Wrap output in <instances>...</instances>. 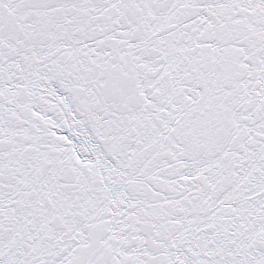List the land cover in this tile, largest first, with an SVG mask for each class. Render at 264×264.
I'll list each match as a JSON object with an SVG mask.
<instances>
[{"label": "snow or ice", "instance_id": "1", "mask_svg": "<svg viewBox=\"0 0 264 264\" xmlns=\"http://www.w3.org/2000/svg\"><path fill=\"white\" fill-rule=\"evenodd\" d=\"M0 264H264V0H0Z\"/></svg>", "mask_w": 264, "mask_h": 264}]
</instances>
